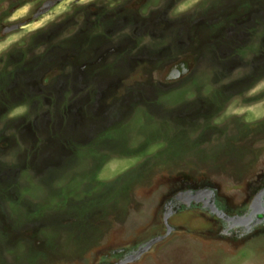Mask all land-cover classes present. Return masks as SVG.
<instances>
[{
    "label": "rangeland",
    "instance_id": "374dc122",
    "mask_svg": "<svg viewBox=\"0 0 264 264\" xmlns=\"http://www.w3.org/2000/svg\"><path fill=\"white\" fill-rule=\"evenodd\" d=\"M0 264H264V0H0Z\"/></svg>",
    "mask_w": 264,
    "mask_h": 264
}]
</instances>
